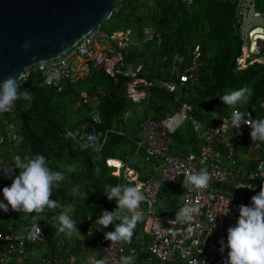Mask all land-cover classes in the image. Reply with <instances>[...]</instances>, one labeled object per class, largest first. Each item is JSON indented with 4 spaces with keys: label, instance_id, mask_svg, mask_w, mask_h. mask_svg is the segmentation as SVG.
I'll return each instance as SVG.
<instances>
[{
    "label": "built area",
    "instance_id": "2783aa9c",
    "mask_svg": "<svg viewBox=\"0 0 264 264\" xmlns=\"http://www.w3.org/2000/svg\"><path fill=\"white\" fill-rule=\"evenodd\" d=\"M235 4L236 33L242 42L240 54L236 58L237 68L264 67V0H235ZM133 45L135 42L130 30L105 32L99 27L58 58L33 66L45 85L56 94L68 92L98 72L107 75L114 86L121 85L124 97L135 104L145 102L156 87L171 95L177 94L174 97L175 107L165 111L164 116L151 112L137 139L130 131L119 133L136 145L135 155L140 154L149 165L150 172L161 175L160 180L144 177L142 169L132 165L131 155L124 160L112 157L105 159L112 176L138 185L144 194L145 199L140 204L144 208L139 206L138 211L145 214L142 231L149 238L148 243L140 245L134 237L129 241H109L104 237L105 232L100 230L101 235L96 242L99 249L85 253L88 245L93 244L95 230L103 228L95 223L99 215L95 220L88 216L85 219L86 233L80 238L81 251L87 254L89 264L94 263L99 255L104 264H122L121 258L133 253L134 264H225L227 249L222 253L219 241L221 238L226 241L227 229L238 218V206L250 204L251 197L264 184V142L251 140L249 125L254 119L264 118V98L253 104L246 101L235 109L245 114L242 121L245 124L239 130L231 126L232 107L227 114L218 115L213 111L210 117H200L189 98L200 86V74L204 68L201 46H195L187 63L184 56L175 55L168 79L153 80L148 77L145 62L132 64L127 60L126 52ZM104 96L111 94L98 85L91 93L81 92V104H93ZM14 109L13 104L7 111H0V167L10 166V157L20 150L22 138L17 125L7 118L14 114ZM93 118L97 123L101 122L98 115ZM187 122L197 134V142L187 143L190 148L198 147V152L177 148L176 135ZM66 137L81 141L84 147L95 150H101L106 140V135L88 121ZM117 160L119 165L113 163ZM202 168H206L211 177L208 187L186 189L183 201L173 205L170 213L162 212L157 207L162 183L170 186L180 183L183 186L180 181L183 174L199 172ZM10 184L6 176L0 173V189ZM239 184L245 186L236 188ZM185 205L196 208L189 222H181L176 218ZM22 213L12 210L10 206L6 213L9 221L4 229H0L1 264L33 262L31 254L38 250L36 247L46 242L47 233L40 224L34 227V223H20L17 220ZM110 228L112 225L108 230L113 231ZM78 259L79 256L71 254L66 262L75 264ZM60 261L54 254L46 256L41 262L62 264Z\"/></svg>",
    "mask_w": 264,
    "mask_h": 264
},
{
    "label": "trees",
    "instance_id": "16d2710c",
    "mask_svg": "<svg viewBox=\"0 0 264 264\" xmlns=\"http://www.w3.org/2000/svg\"><path fill=\"white\" fill-rule=\"evenodd\" d=\"M155 7L160 17L151 24L155 35L154 38L144 41L145 29L141 23L135 22L137 28L135 32L136 44L131 50L128 49L126 52V58L130 63L145 62L146 71L150 79H168L174 65V56L177 54L184 56L185 63H187L195 46L199 45L202 49L204 68L200 74V86L197 92L188 98L200 117H210L212 105L206 104L210 100L215 102L217 107L213 108L215 111L218 109L219 115L227 114L229 111L228 105L221 103L222 101H219V98L220 95H223L222 93L230 90L243 87L249 88L251 95L247 100L252 104L264 98V67L251 66L244 70H238L237 68L236 58L240 53V42L235 29L237 22L235 0H192L191 2L186 0H155ZM117 21H119V14L114 12L107 24L118 23ZM123 26L124 29L127 28L125 25ZM97 75L104 78V88L111 96H104L93 104H87L86 107H90L91 115L85 118V122L88 121L94 124L97 130L106 135V140L101 150L84 147L81 141L77 142L72 138L64 137L69 129L65 128L64 117L59 116V108L61 101L67 95L75 94L72 93L75 87L70 88L64 94H56L45 85L35 67L28 69L25 79L21 82L22 90L27 88L33 93L34 99L31 105L26 106L28 104L27 101L17 100L14 103V114L7 117L10 122L15 124L18 120L21 125L18 128L16 124L18 134L21 138L29 141L40 154L46 157L51 170H54L52 166L54 156H51L53 147L50 144L52 142L48 141L50 138L62 141L70 146L75 153L83 157L86 164V175L84 176L86 178V186L92 188L95 200L82 205L80 211L77 210L78 226L81 227L83 236L87 230L86 217L91 216L95 220L101 214L100 207L108 211L113 210L111 201L103 193L104 186L106 184L115 186L127 182L124 178H118L110 174V169L107 167L105 159L107 157H124L126 159L130 155V153L126 154V152L124 154H116L115 148L120 146L119 141L122 142V140L130 144L131 141L119 133L132 132V130L114 131V123L122 118L133 104L124 97L121 85L114 86L103 72H98L94 76ZM98 84L101 83L99 82ZM176 95H171L156 87L151 91L144 103L149 104L150 102L151 110H155L154 112L158 116H164L165 111H168L165 109L167 104H171L173 108L175 107L174 97ZM165 100L168 103H165ZM160 103L163 106H159ZM94 115L99 116L101 119L100 123L94 121ZM1 121L2 119L0 118ZM189 126L191 127V125ZM176 137L178 139V134ZM134 147L133 144L130 149L133 150ZM93 151H101L102 158L94 161L92 159ZM97 169L100 170L99 174L96 172ZM18 171V169H15L14 174L18 173ZM107 172L110 176L105 180ZM6 181L12 183V180L7 177ZM63 191V189H60V192ZM33 213L35 211L31 213L23 211L17 220L20 223L33 224L35 220ZM6 215L8 214L0 210V218L3 220L0 224V229H4L7 221H9ZM35 222L46 230L42 223L36 220ZM46 233L45 243L52 246L49 255L56 254L61 261L64 259L62 264H67V258L71 254L79 256L82 253L80 240L74 243L73 246L67 242L60 249L59 243L57 244L55 240L53 241L51 234L47 230ZM96 235L97 239L101 235L99 228L95 230L93 244ZM90 246L92 245L89 244L88 248ZM39 247L36 248L39 249ZM36 248H30V250ZM1 249L2 245H0ZM80 262L81 260L78 259L75 264H80Z\"/></svg>",
    "mask_w": 264,
    "mask_h": 264
},
{
    "label": "clouds",
    "instance_id": "9594fccd",
    "mask_svg": "<svg viewBox=\"0 0 264 264\" xmlns=\"http://www.w3.org/2000/svg\"><path fill=\"white\" fill-rule=\"evenodd\" d=\"M23 47L27 49L28 43ZM22 80L21 73L0 81V111H7L21 99L28 102L26 106L31 105L33 93L27 88L22 90ZM250 95L251 90L247 87L220 95L222 103L234 109L231 115L232 129L235 127L239 130L240 126L245 124L242 123L245 114L235 109L242 106ZM249 125L251 140L264 142V118L254 119ZM15 169L19 170L18 174H14ZM99 171L96 170L97 174ZM0 173L12 180L10 186L0 189L3 197L0 199V210L3 212L7 213L9 206L12 210L29 213L42 211L46 206H57L56 201L50 197L53 188L59 187L60 182L64 180V175L62 172L51 170L44 155L35 154L27 160L17 156L11 166L0 167ZM210 179L207 169L202 168L199 172L183 174L182 184L189 190L204 189L208 187ZM243 186L245 185L239 184L236 188ZM103 193L109 201L114 200L117 207L112 211L103 210L95 223L103 228L113 225V231L104 233L106 240L129 241L137 222L142 218L138 208L145 199L144 194L138 185L130 184H106ZM73 210V205H66L65 210L57 217L60 232L70 235L73 231H78L77 223L69 214ZM195 212L194 206L185 205L176 214V218L181 222H189ZM238 212L236 222L227 229L226 241L224 238L219 241L220 251L223 253L227 249L225 264H264V184L261 185L260 191L251 197L250 204L238 206ZM37 226L34 220V227ZM79 257L82 261V257ZM134 260V253L121 258L122 264H134ZM93 264H104V261L97 256Z\"/></svg>",
    "mask_w": 264,
    "mask_h": 264
},
{
    "label": "rangeland",
    "instance_id": "374dc122",
    "mask_svg": "<svg viewBox=\"0 0 264 264\" xmlns=\"http://www.w3.org/2000/svg\"><path fill=\"white\" fill-rule=\"evenodd\" d=\"M264 10V8H263ZM114 12H117L119 14V21L118 23L114 24H104L100 28L105 32H112L116 30H130L132 40L136 44L135 40V32L137 30L136 23L139 22L143 25L145 29V35L143 36V40L147 39L150 40L154 38L153 30L151 28V24L157 21V18L160 17V14H158V11L155 7V0H118ZM136 22V23H135ZM237 23V22H236ZM125 25L127 28L124 29ZM236 29V26H235ZM240 42V46L242 44L241 39L236 33ZM134 46V45H133ZM132 46V47H133ZM132 48H129L131 50ZM240 54V53H239ZM101 84H98V83ZM98 85L105 86L104 78L100 77V75L94 76L90 80L78 84L72 93L75 94H69L67 95L60 104L59 108V116H63L65 119V128L69 129L66 135L64 136L66 138L67 134L72 132V129H76L80 124L85 122V118L89 117L91 115L90 107L86 105L81 104L80 94L82 91H86L88 93L92 92V89L97 87ZM225 93V92H224ZM222 93V94H224ZM166 101V100H165ZM219 101L221 99L219 98ZM165 103H168L167 101ZM222 103V102H221ZM133 106L128 108V111L125 113V115L115 121L114 125V131H122L126 129H131L132 132H130L134 139H137L140 135L142 126L145 124L146 119L152 115L150 108V102L149 104H145L144 102L141 104H135L132 103ZM206 104H211L212 109L213 107H217L215 102L213 100L208 101ZM159 106H163L162 103H160ZM165 108L166 110H170L173 107L171 104H167ZM219 108V107H218ZM230 108V106H228ZM214 110L219 115V112ZM155 111V110H154ZM165 111V110H164ZM213 113V110L211 111ZM163 113V112H162ZM155 114V112H154ZM18 125V128H20V123L16 122ZM190 122L185 123L184 126L181 127V131L178 132V139H177V148L179 150H186V151H194L198 152L199 148L196 146H193L190 148V145H188L187 141L190 142H197V134L191 128ZM137 130V131H136ZM23 137V136H22ZM68 138V137H67ZM54 138H50L48 141L52 142L53 151L51 152V156H54V159L52 160V166L54 168L53 171H59L62 172L64 175V180L60 182L59 187H54L52 191V196L50 197L54 201H56L57 206L55 208H49L45 207L42 211L35 212L32 215L35 216V220L42 223L49 234H51L53 241L55 240L59 246L60 249H62L63 243H69L74 245L78 240H80L83 236V232L81 230V227L78 226V220H77V210L80 211V208L82 205L86 203L94 202L93 197V191L91 187L86 186V178L84 176L86 175V164L83 160V157L80 154L75 153L70 146L63 143L62 141H59L57 139L53 140ZM120 146L115 148V153H122L126 152V154H129L132 156L133 162L132 165L140 167L142 169V175L144 177H152L155 179H161V175L156 172H150L149 165H147L143 160L141 155H135L136 152V145L132 142L128 144L126 141L122 140L119 141ZM134 144V149L131 150L130 148ZM20 150L16 153H14L10 159H9V165L14 164L15 158L17 156L21 157L22 160H27L28 158L32 157L35 154H40L29 141H26V139L22 138L21 143L19 145ZM175 151V150H174ZM176 152V151H175ZM102 158L101 151H93L92 153V159L94 161H98ZM121 159L124 160V157ZM1 161V156H0ZM113 163L119 165V161H114ZM109 173L107 172L105 176V180L109 178ZM84 178V179H83ZM84 181V184H83ZM181 182L183 179L180 180ZM125 184H130L125 182ZM162 190H161V196L158 201L157 207L165 213H170L172 211L171 207L173 205H177L178 203H181L183 201V198L185 196L186 189L180 184L177 183L174 186H170L166 183H162ZM131 185V184H130ZM60 189H63V192H60ZM75 190V191H74ZM65 192V193H64ZM112 204L113 210L115 207H117L115 201L110 202ZM66 205H73L74 210L69 213L72 218L77 223V229L78 231H73L70 235L67 232H60V224L57 219L59 214L65 210ZM141 208H144L143 205H140ZM101 212L104 210L103 207L101 209ZM139 210V208H138ZM145 214H141V220L144 219ZM87 218V217H86ZM137 222L135 229L133 230V236L134 239L136 238V241L139 242L140 245H142L143 242L148 243L149 238L144 236L142 231V221ZM116 223H119V221H116ZM110 226V225H109ZM108 226V227H109ZM107 228H101L102 232L109 231ZM100 229V230H101ZM113 229V225L112 228ZM98 241L97 235L94 240V244L87 248L85 253L94 252L97 249H99L98 246H95V243ZM70 247V246H68ZM52 246L50 244H43L39 249L31 254L33 256V263L38 264H44L41 262L43 260V257H46L50 254ZM88 251V252H87ZM80 256L82 257V261L80 264H89L87 259V254L80 253ZM87 256V257H86ZM100 256V255H99ZM64 259L60 261V263H63ZM14 264H29L28 262L24 263H16L15 261H12ZM93 264V263H92Z\"/></svg>",
    "mask_w": 264,
    "mask_h": 264
},
{
    "label": "water",
    "instance_id": "95a60500",
    "mask_svg": "<svg viewBox=\"0 0 264 264\" xmlns=\"http://www.w3.org/2000/svg\"><path fill=\"white\" fill-rule=\"evenodd\" d=\"M117 2L0 0V81L21 73L24 79L30 67L73 48L111 19Z\"/></svg>",
    "mask_w": 264,
    "mask_h": 264
},
{
    "label": "crops",
    "instance_id": "0c3cea01",
    "mask_svg": "<svg viewBox=\"0 0 264 264\" xmlns=\"http://www.w3.org/2000/svg\"><path fill=\"white\" fill-rule=\"evenodd\" d=\"M100 86H102V85H100ZM96 88V87H95ZM105 89V88H104ZM247 102H249L248 100H246ZM249 104H251V103H249ZM213 111H214V108L212 109ZM144 220V219H143ZM143 220H141V221H143ZM43 258H45V257H43ZM1 264V263H0ZM9 264H13L12 262H10Z\"/></svg>",
    "mask_w": 264,
    "mask_h": 264
}]
</instances>
